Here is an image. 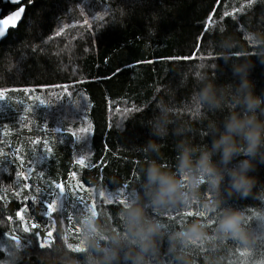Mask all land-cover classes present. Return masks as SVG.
<instances>
[{
    "label": "trees",
    "instance_id": "16d2710c",
    "mask_svg": "<svg viewBox=\"0 0 264 264\" xmlns=\"http://www.w3.org/2000/svg\"><path fill=\"white\" fill-rule=\"evenodd\" d=\"M24 5L0 43V264H103L106 251L110 264H264V144L227 165L212 152L224 175L215 190L190 187L179 167L186 149L193 165L211 150L231 116L264 122V102L243 103L264 101V0ZM243 160L254 181L245 197L229 178ZM152 164L181 181L187 202L153 204ZM128 202L159 225L147 250L128 232ZM225 210L243 215L246 242L218 233ZM194 223L202 235L182 236Z\"/></svg>",
    "mask_w": 264,
    "mask_h": 264
},
{
    "label": "clouds",
    "instance_id": "9594fccd",
    "mask_svg": "<svg viewBox=\"0 0 264 264\" xmlns=\"http://www.w3.org/2000/svg\"><path fill=\"white\" fill-rule=\"evenodd\" d=\"M201 100L211 102L208 90L201 92ZM261 102L264 101H258L252 98L251 95H245L243 100L248 112H254ZM237 137L245 142L246 147L242 149L238 146ZM262 144H264V122L257 120L254 115L244 118H237L233 115L225 123V131L220 135V138L213 141L211 150L203 152L200 159L193 165L189 158L190 150L186 149L181 154L179 167L185 173V181L190 187L198 189L201 183L207 182L215 190L219 188L224 175L212 163V152L219 151L221 161L227 165L233 156L240 151H243L250 158L255 157ZM251 168L250 160H243L237 168L229 171L231 187L240 193L242 197L247 196L254 183L247 176V172ZM205 177H207V180H205ZM147 186H155L153 204L174 203L177 200L187 202L188 194L182 191L181 181L168 173L162 172L155 164L150 165L147 169ZM123 211L126 214L125 221L130 236L138 239L141 247L147 250L152 245L151 237L158 231L159 225L146 220L143 208L135 202L126 203ZM243 220L244 217L241 213L225 210L217 225V231L222 236L246 242L248 237L242 227ZM86 229V237H92L98 231L93 222H87ZM181 235L189 239L199 238L202 235V226L194 223ZM112 258V255L106 251L103 264H110Z\"/></svg>",
    "mask_w": 264,
    "mask_h": 264
},
{
    "label": "water",
    "instance_id": "95a60500",
    "mask_svg": "<svg viewBox=\"0 0 264 264\" xmlns=\"http://www.w3.org/2000/svg\"><path fill=\"white\" fill-rule=\"evenodd\" d=\"M27 0H2L3 4H9L15 9L8 15L2 16V10L0 9V43L7 38L9 31L15 30L21 23Z\"/></svg>",
    "mask_w": 264,
    "mask_h": 264
},
{
    "label": "rangeland",
    "instance_id": "374dc122",
    "mask_svg": "<svg viewBox=\"0 0 264 264\" xmlns=\"http://www.w3.org/2000/svg\"><path fill=\"white\" fill-rule=\"evenodd\" d=\"M86 4H87V2H83L80 6H79V11L81 12V15L85 18V20H86V23L88 24L89 23V20L87 19V18H91L92 17V15H90V13H87L86 12V10H85V6H86ZM93 17H94V15H93ZM68 110H69V108H66V109H64L63 108V111L60 113V114H58L57 115V118L58 117H62V119H66V116L69 114V112H68ZM60 111V109H57L56 110V113L57 112H59ZM75 114H78V112H76ZM78 116V115H77ZM77 116H74V117H77ZM72 119V118H71ZM73 120V119H72ZM77 128H78V123H77ZM77 128L74 130V132L77 130ZM74 132H73V134H74ZM61 197V196H60ZM59 197V198H60Z\"/></svg>",
    "mask_w": 264,
    "mask_h": 264
}]
</instances>
